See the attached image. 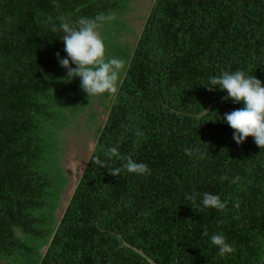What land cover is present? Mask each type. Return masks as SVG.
<instances>
[{
	"label": "trees",
	"instance_id": "16d2710c",
	"mask_svg": "<svg viewBox=\"0 0 264 264\" xmlns=\"http://www.w3.org/2000/svg\"><path fill=\"white\" fill-rule=\"evenodd\" d=\"M100 13L116 16L106 57L126 67L117 93L88 97L61 79L52 28ZM237 70L264 83V0H0V264H152L122 241L158 264H264V147L233 139L224 114L242 103L196 115L227 94L209 78ZM81 141L93 146L58 217ZM112 146L150 172L110 175L125 163ZM212 234L235 251L220 256Z\"/></svg>",
	"mask_w": 264,
	"mask_h": 264
},
{
	"label": "clouds",
	"instance_id": "9594fccd",
	"mask_svg": "<svg viewBox=\"0 0 264 264\" xmlns=\"http://www.w3.org/2000/svg\"><path fill=\"white\" fill-rule=\"evenodd\" d=\"M115 19L116 16L113 13L107 15L100 13L94 18L82 16L75 23L62 17L59 29L53 25L54 33L63 34L60 38L65 45L64 51L67 53V58H61L59 52L56 54L60 66L67 69L66 76L61 79L71 82L79 77L81 88L88 97L105 93L115 94L122 83L126 62L120 58L106 57V45L100 31L105 22ZM72 64L76 67H72ZM214 86L226 91L228 97L235 103L243 104V107L224 114V120L234 130L233 139L236 143L242 144L251 136L260 148L264 147V83L253 75H246L244 71L237 70L210 77L209 85L206 87L209 91H213ZM136 135L140 137L143 133L137 132ZM193 151V149H185V154L191 156ZM104 155L109 159L117 158L125 161L122 168L112 169L109 172L110 175L120 176L122 169L128 173L141 175L150 172L147 164L137 162L131 155L121 156L116 146L107 148ZM93 162L104 166V161L99 157H96ZM221 179H227V177H221ZM238 180L239 177H236L232 182L236 183ZM186 198L194 201L196 194L193 193ZM202 204L205 208L223 210L227 206V201H222L219 194L204 192ZM235 206L239 207V204ZM203 235H208L207 229ZM210 242L218 247L220 256L235 251L223 234H212Z\"/></svg>",
	"mask_w": 264,
	"mask_h": 264
},
{
	"label": "water",
	"instance_id": "95a60500",
	"mask_svg": "<svg viewBox=\"0 0 264 264\" xmlns=\"http://www.w3.org/2000/svg\"><path fill=\"white\" fill-rule=\"evenodd\" d=\"M226 97H228V93L225 94L224 96H222L221 98L217 99L216 101L212 102L211 104H209V106H207L205 108V110L208 111L210 109V107L213 106L217 102H220L221 103L223 101V99L226 98ZM205 110H203L202 112L196 114L197 117H199L203 113H205ZM92 146H93V141H90L89 142V146H88L89 149L87 151V155L85 156L84 164L83 165L82 164L80 165L79 171H77L76 168H75V166H76L75 164H76L77 161H75L74 159L71 160L72 158H69L68 156H66V160H65V162L63 164H64V167L67 168L70 171L71 178L69 180V183L67 185L66 190L63 191V193L61 194V201H60V205L61 206L58 207L56 209V211H55L58 217L61 216L62 210L68 204V201H69V199H70V197L72 195V192L74 190V187H75L76 179L81 174V172H82V170L84 168V165L87 162V159H88V156H89L90 151L92 149ZM122 244L131 247L133 250H135L136 252H138L139 254H141L143 257H145L150 263H152V264H158L157 262L154 261L153 258H151L146 253H144L142 249H140V248H138L136 246H132L131 244L127 243L126 241H122Z\"/></svg>",
	"mask_w": 264,
	"mask_h": 264
},
{
	"label": "rangeland",
	"instance_id": "374dc122",
	"mask_svg": "<svg viewBox=\"0 0 264 264\" xmlns=\"http://www.w3.org/2000/svg\"><path fill=\"white\" fill-rule=\"evenodd\" d=\"M70 143V142H69ZM85 142L81 141V145H78L77 149H73L72 151L69 152V154L67 155L69 158H72L71 160H75L77 161V163L75 164V168H79L80 165L84 164L85 161V156L87 155V152L85 153L82 149V145H84ZM74 154V155H73ZM78 155V157H77ZM83 162V163H82Z\"/></svg>",
	"mask_w": 264,
	"mask_h": 264
},
{
	"label": "bare ground",
	"instance_id": "6f19581e",
	"mask_svg": "<svg viewBox=\"0 0 264 264\" xmlns=\"http://www.w3.org/2000/svg\"><path fill=\"white\" fill-rule=\"evenodd\" d=\"M88 144H89V143H88ZM88 144H87V145H88ZM73 148H74V147H73ZM87 150H88V149H87ZM73 155H74V154H73ZM76 163H77V162H76ZM82 163H83V162H82ZM66 188H67V187H66Z\"/></svg>",
	"mask_w": 264,
	"mask_h": 264
}]
</instances>
